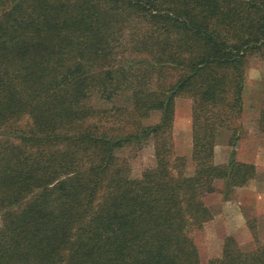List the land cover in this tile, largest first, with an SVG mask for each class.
Wrapping results in <instances>:
<instances>
[{
    "label": "trees",
    "instance_id": "16d2710c",
    "mask_svg": "<svg viewBox=\"0 0 264 264\" xmlns=\"http://www.w3.org/2000/svg\"><path fill=\"white\" fill-rule=\"evenodd\" d=\"M252 57L264 0H0V264H200L205 196L255 175L213 161ZM176 97L192 100L191 176ZM149 143L134 178L117 151ZM208 264H264V242L227 237Z\"/></svg>",
    "mask_w": 264,
    "mask_h": 264
},
{
    "label": "rangeland",
    "instance_id": "374dc122",
    "mask_svg": "<svg viewBox=\"0 0 264 264\" xmlns=\"http://www.w3.org/2000/svg\"><path fill=\"white\" fill-rule=\"evenodd\" d=\"M160 115H151L148 123L155 124ZM192 100L176 97L173 103L172 145L176 156L184 159L183 173L194 172L192 161ZM236 130L228 131L214 147V163L231 161L253 166L255 175L243 187L226 191L217 181L218 191L205 196L212 219L200 231L193 233L200 264L220 258L227 237L243 251L249 252L264 242V59L252 57L245 70L242 92V112ZM117 154L129 162L131 176L155 165L154 149L147 144L139 151L124 148Z\"/></svg>",
    "mask_w": 264,
    "mask_h": 264
}]
</instances>
